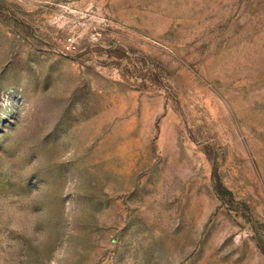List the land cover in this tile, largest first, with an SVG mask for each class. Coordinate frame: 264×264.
<instances>
[{"label": "rangeland", "instance_id": "rangeland-1", "mask_svg": "<svg viewBox=\"0 0 264 264\" xmlns=\"http://www.w3.org/2000/svg\"><path fill=\"white\" fill-rule=\"evenodd\" d=\"M0 264H264V0H0Z\"/></svg>", "mask_w": 264, "mask_h": 264}]
</instances>
